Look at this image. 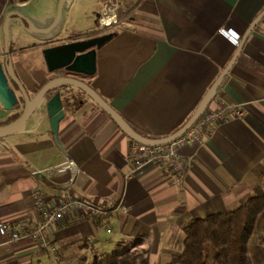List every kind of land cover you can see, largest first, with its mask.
I'll return each instance as SVG.
<instances>
[{
    "label": "crops",
    "instance_id": "crops-1",
    "mask_svg": "<svg viewBox=\"0 0 264 264\" xmlns=\"http://www.w3.org/2000/svg\"><path fill=\"white\" fill-rule=\"evenodd\" d=\"M58 0H0V59L7 21L15 71L30 95L50 77L42 48L86 36L98 27L103 5L114 6L116 45L121 57H97L89 84L139 133L150 137L178 129L195 110L236 46L219 28L240 40L264 0H62L57 25L48 28ZM30 21L21 26L19 15ZM24 25H27L23 21ZM104 28L107 26H103ZM216 96L237 104L241 118L208 125L180 152L190 158L181 172L149 162L131 172V138L91 98L64 101L57 138L46 114L33 111L15 132L0 137V221L38 218L30 202L37 188L48 204L66 191L94 206L103 217L76 208L54 226L48 245L6 241L0 230V264H100L108 246L140 236L149 264H165L180 252L182 226L192 217L239 207L264 189V17L249 33ZM60 74V71H57ZM72 75V74H70ZM60 90L76 91L72 84ZM76 94V92H75ZM22 108L0 106V124ZM67 158L74 176L58 168ZM248 240L253 264H264V209Z\"/></svg>",
    "mask_w": 264,
    "mask_h": 264
},
{
    "label": "water",
    "instance_id": "water-1",
    "mask_svg": "<svg viewBox=\"0 0 264 264\" xmlns=\"http://www.w3.org/2000/svg\"><path fill=\"white\" fill-rule=\"evenodd\" d=\"M62 0H58L57 9L51 25L45 29L32 28L39 31H49L54 28L60 17ZM19 21L21 26L29 27L30 21L21 14ZM264 17V10L253 19L252 23L244 32V36L239 40L235 53L232 54L229 63L221 71L220 75L209 87L206 94L200 99L195 110L187 118V120L172 133L161 137H150L136 131L123 116L111 106V104L103 98L89 83L77 78L73 75L61 74L48 78L35 92L30 95L27 88L15 71V66L8 48V32L7 21H4L3 30V58L0 59V106L6 110H13L22 100V108L19 114L12 120L0 124V137H5L17 131L29 117V115L37 110L41 115L46 114L49 120L50 129L55 138H57V128L60 119L64 116V101L69 95L63 93L54 86L59 83H67L83 89L87 95L101 108H103L118 124V126L131 139H135L146 144H163L169 142L181 135L192 122L208 107L210 100L217 93L221 80L225 78L230 67H232L239 53L244 48L249 33L258 24V21ZM23 21L27 25H24ZM115 30L98 32L73 40L62 41L57 44L45 46L42 48L47 70L54 71L63 68L69 72L82 73L91 76L95 72L97 57L103 52H113L119 57L121 54L116 45L106 49L111 38L115 34Z\"/></svg>",
    "mask_w": 264,
    "mask_h": 264
},
{
    "label": "built area",
    "instance_id": "built-area-1",
    "mask_svg": "<svg viewBox=\"0 0 264 264\" xmlns=\"http://www.w3.org/2000/svg\"><path fill=\"white\" fill-rule=\"evenodd\" d=\"M112 15L108 21L104 17ZM98 27L110 26L114 20V6L103 5L98 13ZM220 34L230 39L237 46L239 38L228 31L219 28ZM217 104L212 109H206L192 122V124L179 136L163 144H146L135 139L130 140L128 156L131 161V172L138 171L143 165L153 162L163 166L166 170L181 173L189 164L190 158L180 152V148L190 140L199 138L205 131V127L237 119L243 116L242 109L235 103H227L221 97L216 96ZM58 168H68L74 176L78 165L73 159L67 158L65 163ZM30 202L37 212L38 218H19L16 220H1L0 230L5 234L6 241L12 242L21 239L34 241L39 247L48 245V236L53 232L54 226L66 214L76 208H87L92 215L103 217L109 213L105 207L94 206L75 196L70 191L64 192L54 204H48L37 188L30 191Z\"/></svg>",
    "mask_w": 264,
    "mask_h": 264
},
{
    "label": "trees",
    "instance_id": "trees-1",
    "mask_svg": "<svg viewBox=\"0 0 264 264\" xmlns=\"http://www.w3.org/2000/svg\"><path fill=\"white\" fill-rule=\"evenodd\" d=\"M263 209L264 189L233 210L190 218L182 226L180 252L172 255L165 264H253L247 244L256 217ZM140 240V236H135L132 240L119 242L100 264H148V249L137 250Z\"/></svg>",
    "mask_w": 264,
    "mask_h": 264
},
{
    "label": "flooded vegetation",
    "instance_id": "flooded-vegetation-1",
    "mask_svg": "<svg viewBox=\"0 0 264 264\" xmlns=\"http://www.w3.org/2000/svg\"><path fill=\"white\" fill-rule=\"evenodd\" d=\"M109 30H114L112 25L107 26V27H105V28H104V27H103V28H101V27H96L95 30L89 32L87 35H91V34L98 33V32L109 31ZM87 35H86V36H87ZM57 71H60V74H57ZM50 72H53V73H54L53 76H55V75H61V74H68V75L72 74L73 76H76L77 78H79V79H81V80H83V81L89 83L87 75L82 74V73L69 72V71H67V70H65V69H63V68H59V69H56V70H54V71H50ZM53 76H52V77H53ZM60 84H63V83H59V84L55 85L54 88H55V89H59V87L61 86ZM65 84H67V83H65ZM72 86H74V85H72ZM74 88H75V90H76V91H75L76 94H75L74 91H64V92H63L62 90H61V91H62L63 93L68 94L69 97L76 96V95H77L79 98L89 97V96L87 95V93H86L83 89H81V88H79V87H77V86H74ZM89 98H90V97H89Z\"/></svg>",
    "mask_w": 264,
    "mask_h": 264
},
{
    "label": "rangeland",
    "instance_id": "rangeland-1",
    "mask_svg": "<svg viewBox=\"0 0 264 264\" xmlns=\"http://www.w3.org/2000/svg\"><path fill=\"white\" fill-rule=\"evenodd\" d=\"M101 28H103V27H101ZM117 248V247H116ZM115 248V246H108L106 249L107 250H109V251H112V250H114V249H116ZM140 248H142V247H140V246H137V250H140ZM149 264V263H148Z\"/></svg>",
    "mask_w": 264,
    "mask_h": 264
},
{
    "label": "bare ground",
    "instance_id": "bare-ground-1",
    "mask_svg": "<svg viewBox=\"0 0 264 264\" xmlns=\"http://www.w3.org/2000/svg\"><path fill=\"white\" fill-rule=\"evenodd\" d=\"M111 16H112V15H108V16L104 17L103 20L108 21V20L110 19Z\"/></svg>",
    "mask_w": 264,
    "mask_h": 264
}]
</instances>
